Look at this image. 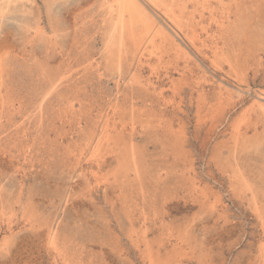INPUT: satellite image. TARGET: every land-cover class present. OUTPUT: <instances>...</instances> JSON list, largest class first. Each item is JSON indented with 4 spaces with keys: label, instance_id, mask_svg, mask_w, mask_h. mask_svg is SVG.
<instances>
[{
    "label": "rangeland",
    "instance_id": "1",
    "mask_svg": "<svg viewBox=\"0 0 264 264\" xmlns=\"http://www.w3.org/2000/svg\"><path fill=\"white\" fill-rule=\"evenodd\" d=\"M116 1L0 0V264H264V0Z\"/></svg>",
    "mask_w": 264,
    "mask_h": 264
},
{
    "label": "bare ground",
    "instance_id": "2",
    "mask_svg": "<svg viewBox=\"0 0 264 264\" xmlns=\"http://www.w3.org/2000/svg\"><path fill=\"white\" fill-rule=\"evenodd\" d=\"M191 0H169L167 7L163 8L164 12L168 13L167 14H162L159 15L155 10L158 7H161V3H163V0H117L116 1V6L113 9L115 12V18L112 19V33L113 35H118L120 37V42L123 43V37H124V31L128 29L127 26V19L128 24L132 27L134 24L139 27L138 31L134 33L133 28L129 30L130 33H133L131 36L132 39V49L141 51L145 49V46L148 44H155L158 43L159 45L164 46L166 42L168 43H174L175 50L182 52V54L189 55L188 53V48H184L186 46H183L182 44L180 45L177 40L178 35L176 30V27H173V24L177 25V22H180V20L176 21V18L178 16H175V11L174 6L178 7V3L180 5V13L186 9L187 2ZM220 2V0H219ZM223 2V1H222ZM221 2V3H222ZM197 3V1H196ZM193 5V4H192ZM212 6V5H211ZM215 6V5H214ZM194 7V6H193ZM192 8V7H191ZM212 8V7H211ZM177 9V8H176ZM207 9V8H206ZM192 10V9H191ZM199 10V9H198ZM197 10V11H198ZM208 10V9H207ZM109 11V10H108ZM178 11V10H177ZM172 12V13H171ZM186 12V11H185ZM190 12V10H189ZM225 12V11H224ZM162 13V12H161ZM226 13V12H225ZM126 14H128V18L125 19ZM193 14V12H192ZM222 14V13H221ZM214 15V14H213ZM216 15V14H215ZM232 15V14H230ZM190 16V15H189ZM170 19L169 23L164 22L165 20L163 19ZM188 17V16H187ZM234 17V16H233ZM216 18V17H215ZM183 19V18H182ZM204 19V18H203ZM228 20V19H227ZM211 22V21H210ZM184 23V22H183ZM193 23V22H192ZM197 23V22H196ZM213 23V22H212ZM225 23V22H224ZM189 24V23H188ZM186 24V25H188ZM194 25V24H193ZM200 26V25H199ZM202 26V25H201ZM209 26V25H208ZM227 26V25H226ZM195 28V27H194ZM198 29V28H196ZM136 30V29H135ZM202 30V29H201ZM220 30V29H219ZM190 31V30H189ZM195 31V30H194ZM199 31V30H198ZM204 31V30H203ZM218 31V30H217ZM187 33V32H186ZM204 33V32H203ZM224 34V33H223ZM193 35V34H192ZM210 35V34H209ZM195 36V35H194ZM193 36V37H194ZM186 37V36H185ZM196 37V36H195ZM209 37V36H208ZM215 37V35H214ZM114 38V37H113ZM118 38H116L117 40ZM214 39V38H213ZM211 39V40H213ZM183 40V39H182ZM186 40V39H185ZM183 40V41H185ZM210 40V42H211ZM128 41V40H127ZM181 41V40H180ZM119 42V43H120ZM129 43V42H128ZM191 43V42H190ZM184 44V43H183ZM198 44V43H197ZM215 44V43H214ZM218 44V43H217ZM125 45V43H124ZM118 46V45H117ZM174 46V45H173ZM209 46H212L211 44ZM166 47V46H165ZM194 47V46H193ZM197 47V46H196ZM124 48V47H123ZM128 48V47H127ZM130 48V49H131ZM220 48V47H219ZM150 49V48H149ZM191 49V48H190ZM171 50V49H170ZM194 50V49H193ZM121 51V50H120ZM133 51V50H132ZM211 51V50H210ZM238 51V50H237ZM117 52V51H116ZM123 52V51H122ZM167 52V51H166ZM218 52V51H216ZM128 53V52H126ZM131 53V52H130ZM136 53V54H137ZM162 53V52H161ZM178 54V53H177ZM195 54V53H194ZM219 54V53H218ZM199 55V54H198ZM220 55V54H219ZM224 55V54H223ZM204 56V55H203ZM134 57V56H133ZM137 57V56H136ZM174 57V55H173ZM218 57V56H217ZM221 57V55H220ZM184 58V57H183ZM199 58V57H198ZM133 59V58H132ZM137 59V58H136ZM183 60V59H182ZM190 60V59H189ZM211 60V59H210ZM134 61V60H133ZM140 61V60H139ZM195 61V60H194ZM226 61V60H225ZM130 62V61H129ZM183 62V61H182ZM196 62V61H195ZM202 62V61H201ZM224 62V61H223ZM225 63V62H224ZM228 63V62H226ZM134 64V63H133ZM178 65V64H177ZM196 65V64H195ZM198 65V64H197ZM201 65V64H200ZM199 65V66H200ZM230 65V64H229ZM126 66V65H125ZM185 66V64H184ZM215 66V65H214ZM203 67V66H202ZM201 67V68H202ZM231 67V66H230ZM213 68V67H212ZM210 69V68H208ZM223 69V68H222ZM185 70V69H184ZM203 70V69H202ZM214 70V69H213ZM219 70V68H218ZM181 71V70H180ZM191 72V71H190ZM211 71L210 73H212ZM227 72V70H226ZM182 73V72H181ZM183 74V73H182ZM192 74V72H191ZM205 74V73H204ZM208 74V72L206 73ZM205 74V75H206ZM228 74V73H227ZM135 75V74H134ZM184 75V74H183ZM136 76V75H135ZM134 76V77H135ZM217 76V75H216ZM219 77V76H218ZM245 76H243L244 78ZM133 78V76H132ZM211 78V77H210ZM215 79V78H214ZM220 79V78H219ZM223 86V85H222ZM220 98V97H219ZM264 99V98H263ZM258 106L262 107V103L260 101H255ZM253 104V103H252ZM255 104V103H254ZM252 108V107H251ZM254 112V111H253ZM253 114V113H252ZM52 235V234H51ZM53 237V236H52ZM51 237V238H52Z\"/></svg>",
    "mask_w": 264,
    "mask_h": 264
}]
</instances>
